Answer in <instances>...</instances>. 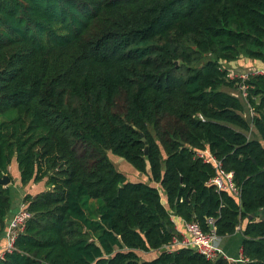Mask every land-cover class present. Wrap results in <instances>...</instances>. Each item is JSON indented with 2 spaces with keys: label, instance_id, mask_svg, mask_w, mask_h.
Here are the masks:
<instances>
[{
  "label": "trees",
  "instance_id": "16d2710c",
  "mask_svg": "<svg viewBox=\"0 0 264 264\" xmlns=\"http://www.w3.org/2000/svg\"><path fill=\"white\" fill-rule=\"evenodd\" d=\"M241 61L264 65V0H0V177L15 158L22 186L45 180L0 264H264V76L230 78ZM242 83L247 103L223 89ZM204 149L238 197L209 183ZM171 215L212 218L219 237L239 226L242 261L168 249Z\"/></svg>",
  "mask_w": 264,
  "mask_h": 264
},
{
  "label": "built area",
  "instance_id": "2783aa9c",
  "mask_svg": "<svg viewBox=\"0 0 264 264\" xmlns=\"http://www.w3.org/2000/svg\"><path fill=\"white\" fill-rule=\"evenodd\" d=\"M254 74L264 76V66L259 68H249L247 73L241 74L238 77L246 79L248 75ZM228 76L232 78L230 73ZM238 90L245 98L247 97V87L245 84H240L238 86ZM251 114H253L252 110ZM195 155L201 158L204 162H210L214 165L217 173L209 180V183L213 184L216 190H230L236 197L239 196V190L233 182V171H224L222 169L221 162L217 160L207 149L197 150ZM31 216V211L27 209L26 203L22 200L17 206L16 213H13L8 219L7 228L5 230L6 244L5 247L0 250V259L3 258L6 252H11L14 249L16 236L24 230L26 222L31 218ZM207 222L210 225L209 231H204L197 222H185L184 232L181 233V238L175 237L169 246L177 248L182 246H191L198 254L204 256L210 261H214L220 257L233 262L242 261L241 254L235 259L226 255L222 248L218 246L217 241L220 237L215 233L213 225L214 220L212 218H208Z\"/></svg>",
  "mask_w": 264,
  "mask_h": 264
},
{
  "label": "rangeland",
  "instance_id": "374dc122",
  "mask_svg": "<svg viewBox=\"0 0 264 264\" xmlns=\"http://www.w3.org/2000/svg\"><path fill=\"white\" fill-rule=\"evenodd\" d=\"M250 65H247L244 62H239L235 65H231V67L229 68V73L231 74L232 78L233 77H238L241 74H245L248 72L249 68H253V67H249ZM224 90L230 91L236 95H238L242 101L246 102V98L241 94V92L237 89H228V88H223ZM251 108L248 104H246V110L244 112V116L246 118L251 117L253 114H251ZM248 135L250 137H255L256 133L254 128H251V131L248 132ZM108 156L110 158V160L112 161V163L114 164V166L116 167V169L120 172H122L123 174H125V176L130 179L131 181H143L149 182L148 177H146L145 174L140 173L139 171L135 170V168L133 166H131L127 161H125L123 158L119 157L118 155H115L113 153H108ZM9 174H10V178H11V183L9 184L10 187L13 188L12 190V204L14 207H16L18 205V203L20 202V200H22L24 194H26V192L28 191V189H26V187L22 186L20 183V179H19V168L16 162V159L13 158L10 166H9ZM43 182V180H42ZM45 182V180H44ZM154 183V182H153ZM31 184H35V183H31ZM45 185L43 183V189H44ZM164 200V199H163ZM95 202H99L98 200H95ZM168 249H177V247H173V246H168ZM136 253L139 255L141 260H150L154 257H156L158 255V251L157 250H151L148 252H143L140 250H136Z\"/></svg>",
  "mask_w": 264,
  "mask_h": 264
},
{
  "label": "crops",
  "instance_id": "0c3cea01",
  "mask_svg": "<svg viewBox=\"0 0 264 264\" xmlns=\"http://www.w3.org/2000/svg\"><path fill=\"white\" fill-rule=\"evenodd\" d=\"M247 65H250L249 67H255V68H259V67H263V66H259V64H257V62H249ZM146 177H148L146 175ZM43 182L40 181L38 183L35 184H28L24 187H26V189H28V191L26 193H30V194H35L41 190H43ZM147 183L155 186L158 188L160 195H161V200L163 202V204L167 207V204L165 202V193L164 191L161 189L160 185L158 183H153L152 181H147ZM45 185V183H44ZM164 199V200H163ZM22 200H20L21 202ZM20 202L18 203V205L20 204ZM17 205V206H18ZM16 206V207H17ZM171 219L174 222L175 228L178 230V232L183 233L184 232V223L185 221L180 218L179 216L176 215H171ZM241 234H240V227L238 226V229L236 230V233L232 234V235H227V236H223L220 237L219 240L217 241L218 246L222 248V250L226 253V255L230 258H237L238 256H240L241 254ZM6 244V237H5V232L3 233L2 236H0V250L3 249L5 247Z\"/></svg>",
  "mask_w": 264,
  "mask_h": 264
},
{
  "label": "water",
  "instance_id": "95a60500",
  "mask_svg": "<svg viewBox=\"0 0 264 264\" xmlns=\"http://www.w3.org/2000/svg\"><path fill=\"white\" fill-rule=\"evenodd\" d=\"M140 139H141L142 141L144 140L142 133H141V138H140ZM144 152H145V154L147 153V147H145ZM10 183H11V178L9 177L8 174H3V175L0 177V185H2L3 187L8 186ZM16 211H17V207H13L11 213H12V214H13V213H16ZM12 214H11V215H12ZM11 215H10V217H11ZM10 217H9V218H10ZM9 218H8V219H9ZM259 218H260V219H264V207H262V208L260 209V211H259ZM7 222H8V220H7ZM165 249H166L165 247H162L161 250H165Z\"/></svg>",
  "mask_w": 264,
  "mask_h": 264
}]
</instances>
